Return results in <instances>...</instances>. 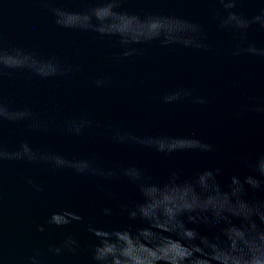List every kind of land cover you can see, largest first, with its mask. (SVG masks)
<instances>
[{
    "label": "water",
    "instance_id": "obj_1",
    "mask_svg": "<svg viewBox=\"0 0 264 264\" xmlns=\"http://www.w3.org/2000/svg\"><path fill=\"white\" fill-rule=\"evenodd\" d=\"M101 3L0 0V50L14 55L20 49L41 62L31 69L5 68L0 99L10 111L30 110L34 120L46 126L5 119L0 123V145L15 152L27 143L37 153L94 159L104 170L135 166L144 175L106 181L43 160L3 161L0 264H31L37 251L40 264H88V250L103 234L117 233L137 259L164 264V249L175 245L187 257L184 264H231L227 249L264 244L259 240L264 234V206L249 205L264 201V193L248 190L243 181L252 169L241 162L264 152V115L254 111L264 106V59L233 55L240 36L218 27L215 12L221 5L215 0H124L117 11L127 15L99 9L101 18H67L69 27L57 24L51 11L58 7L83 12ZM262 5L264 0H243L237 11L250 18ZM149 15L160 18L150 20ZM171 18L201 23L208 49L184 47L186 35ZM85 23L108 33L124 32L130 39L153 25L160 34L124 46L117 35L73 27ZM246 42L264 47V31L253 24ZM130 49L135 52L124 57ZM51 58L70 71L47 78L38 75L52 71L43 63ZM98 79L106 83L97 86ZM185 91L191 95L170 103L163 100ZM199 98L205 103H196ZM83 120L91 123L80 135L68 130L66 122ZM115 130L143 138H196L214 144L216 151L202 155L185 150L165 157L140 144L116 143ZM217 167L222 171L214 182L201 178L205 169ZM104 208L111 214L105 215ZM56 212L75 213L83 220L57 228L47 224ZM89 224L102 235L86 231ZM42 225L44 232L38 230ZM187 229L196 230L195 240L187 237ZM66 233L79 239L78 255H53L49 245H58ZM253 235L255 241L250 239ZM213 250L219 260L209 261Z\"/></svg>",
    "mask_w": 264,
    "mask_h": 264
},
{
    "label": "clouds",
    "instance_id": "obj_2",
    "mask_svg": "<svg viewBox=\"0 0 264 264\" xmlns=\"http://www.w3.org/2000/svg\"><path fill=\"white\" fill-rule=\"evenodd\" d=\"M48 0H45L47 3ZM124 0H103V3L96 6L85 9L83 12H68L62 8H52L51 11L56 17V23L69 27L65 23L67 18L72 19H82L84 21H90L93 17L101 18V12L99 9L104 10V14L111 13L113 15H127L128 13L117 11L120 5ZM216 3L221 5V9L215 12V19L218 21V27L224 31L238 33L240 36V42L236 46V50L233 52V55H240L243 53L250 54L252 56H258L264 59V47H258L255 42H246V32L253 24H257L261 31H264V5L259 8L258 14L252 17H245L243 13L237 11V6L243 3V0H215ZM222 10V11H221ZM147 19L154 20L159 19V16L149 15ZM175 21L177 27H179L184 34L186 39L184 40V47L196 48V49H208V45L204 43L206 39L204 26L195 21L182 20L177 18H171ZM75 28H80L83 30H93L101 34H113L119 37L120 43L124 46L129 44H136L141 42L151 41L157 39L159 32L156 31V25H153L152 28L147 32L142 34L139 37L129 38L128 35L124 32L120 33H108L103 28L94 27L90 23H85L79 26H73ZM163 45H166L165 41H161ZM135 52V49H130L123 52V56L127 57L132 55ZM0 53L3 54V58H0V77L5 75L4 69H19V68H29L31 69L35 64L41 63L38 62L32 55L24 53L20 49L15 50V54H8L3 50H0ZM52 71L49 73L38 74L43 78L54 76L59 74H64L70 69L62 68L55 58H51L47 62ZM97 86H102L106 83V80H96ZM190 92H175L170 95L163 97L165 103H170L176 100H180L182 96H190ZM196 103L203 104L205 100L199 98L195 101ZM254 111L264 115V106H259L254 109ZM28 120L32 123L30 127H46L36 122L33 118V113L30 110L24 109L20 111H10L8 106L0 99V123L3 120ZM90 121L83 120L80 122L68 121L66 122L68 130L75 135H80L83 128L90 124ZM113 139L118 144L126 143H136L143 145L155 153H158L165 157H171L174 153L185 150H195L200 154H209L216 151V146L212 143L203 142L200 139L196 138H184V137H137L127 133H122L119 130L113 132ZM10 159H27L28 161L43 160L51 162L55 168H70L75 171L76 174L80 176H92V177H101L106 181H112L118 175H124L131 177L134 175L136 178H141L144 173L143 170L132 166L130 168H122L117 170H104L95 165L94 159H84V160H69L63 156L50 154V153H37L34 152L27 143H23L20 146V149L15 152H8L0 145V164L5 160ZM241 162L252 169V173L244 178L243 183L248 186V190L258 191L264 193V152H260L252 161H248L244 158H241ZM222 169L217 167L215 169L209 168L205 169L201 174V178H207L209 181L214 182L216 177L221 173ZM175 175V173H173ZM235 177L233 180L235 181ZM29 183H33L31 180ZM37 190L41 189L37 186ZM101 191H104L101 188ZM246 194V192H245ZM109 196H112V193H108ZM259 204L264 206V201L259 202H249L250 206H255ZM194 211V210H193ZM103 212L105 215L111 214L110 208H104ZM130 215L135 218L136 213L130 211ZM190 219H192L190 217ZM264 220V217H261ZM83 217L71 213V212H56L51 213L47 219V224L54 225L57 228H64L68 225H71L73 221H81ZM40 232H44V226H40L38 229ZM86 231L91 233L93 236L100 237L102 235L101 231L91 224L86 227ZM186 235L189 239L195 240L197 237V232L195 229H187ZM130 238V237H129ZM250 239L256 240V236H250ZM260 241H264V234L259 236ZM81 247L79 239L72 233H66L64 239L57 244H50L49 251L55 256H61L67 251L73 255H78V250ZM129 245L126 242V239L120 236L119 233L115 237L103 234V239L99 243L92 246L88 250V264H159V261L152 258L149 259H137L131 255L128 251ZM229 258L231 259V264H264V244L255 243L252 246H240L239 248L233 250L231 248L226 250ZM40 256L39 251L36 255L31 258V264H40V261L37 257ZM163 256L166 257L164 264H184V261L187 257L182 251H179L175 245L165 248L163 251ZM219 260V257L213 254L209 257V261ZM220 264H226V262L221 261Z\"/></svg>",
    "mask_w": 264,
    "mask_h": 264
}]
</instances>
